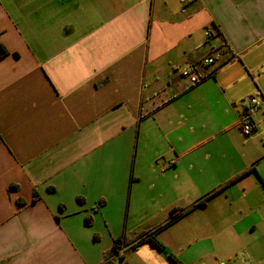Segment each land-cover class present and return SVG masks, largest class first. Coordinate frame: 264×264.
Returning <instances> with one entry per match:
<instances>
[{
  "label": "crops",
  "instance_id": "1",
  "mask_svg": "<svg viewBox=\"0 0 264 264\" xmlns=\"http://www.w3.org/2000/svg\"><path fill=\"white\" fill-rule=\"evenodd\" d=\"M0 42V264H172L129 249L188 209L157 234L186 264L214 228H264V109L238 127L264 0H0Z\"/></svg>",
  "mask_w": 264,
  "mask_h": 264
},
{
  "label": "rangeland",
  "instance_id": "2",
  "mask_svg": "<svg viewBox=\"0 0 264 264\" xmlns=\"http://www.w3.org/2000/svg\"><path fill=\"white\" fill-rule=\"evenodd\" d=\"M179 226L185 230L189 225ZM244 229L247 230L240 240V230ZM213 243H215L214 247L219 248V251L210 253V256L216 255L217 261L221 260L227 264H264V228H254L253 225H231L230 229L219 228L218 230L214 228L210 239L206 238L199 241L196 245L198 248L195 247L193 251L194 247L191 248L193 261L190 264H216V261H208L207 252L212 250ZM132 246L133 244L129 250L137 249L141 244ZM145 247L152 249L151 246ZM172 264L176 263L173 262Z\"/></svg>",
  "mask_w": 264,
  "mask_h": 264
},
{
  "label": "built area",
  "instance_id": "3",
  "mask_svg": "<svg viewBox=\"0 0 264 264\" xmlns=\"http://www.w3.org/2000/svg\"><path fill=\"white\" fill-rule=\"evenodd\" d=\"M206 42L211 43L214 37L220 36L219 33L213 31L211 27L205 29ZM212 50H214L212 48ZM215 62L214 54H210L202 58L200 61L192 62L182 69V74L186 77L190 85L198 84L210 74H204L199 69V64L209 65ZM242 110L239 114L238 127L244 136L253 135L256 132V116L264 109V95L256 93L247 95L242 101ZM124 247H121L117 255L122 254ZM205 264V263H203ZM216 264H227L224 261H216Z\"/></svg>",
  "mask_w": 264,
  "mask_h": 264
},
{
  "label": "trees",
  "instance_id": "4",
  "mask_svg": "<svg viewBox=\"0 0 264 264\" xmlns=\"http://www.w3.org/2000/svg\"><path fill=\"white\" fill-rule=\"evenodd\" d=\"M216 32V31H215ZM218 33V31L216 32ZM9 54L7 48L4 46V44L2 42H0V60L4 57H6ZM216 70V69H215ZM2 138V135L0 133V139ZM218 190L213 191L212 193H210L209 195H207L206 197H204L200 204H205L207 202V200L213 196L214 194H216ZM35 197H37V194L35 193ZM195 207V206H194ZM192 207V208H194ZM185 210L182 211L181 213H172L170 216V219L168 220V222H166L164 225L159 226L158 228H156L155 230L149 232V233H144L142 235H140L139 239H137L134 243L133 246H137L143 243H149L150 245H152L153 247H156L158 250L163 251L167 257L172 261L175 262L176 264H186L184 263L177 255H175L174 253H172L171 251H169L167 249V247L165 246V244L159 239L158 237V232L160 230H162L163 228H165L166 226H168V224H170L171 222H173L174 220L180 218L181 216L187 214V212L189 211ZM89 222V221H88ZM130 242V241H129ZM132 242V241H131ZM122 238H117L115 240L114 246L112 248V250L110 251V254L113 253H118L120 248L122 247ZM132 246V247H133Z\"/></svg>",
  "mask_w": 264,
  "mask_h": 264
}]
</instances>
